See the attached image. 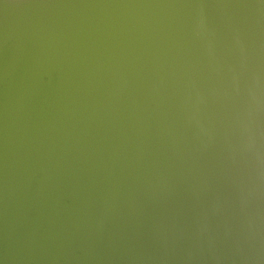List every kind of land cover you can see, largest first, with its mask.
Here are the masks:
<instances>
[{"label":"water","instance_id":"1","mask_svg":"<svg viewBox=\"0 0 264 264\" xmlns=\"http://www.w3.org/2000/svg\"><path fill=\"white\" fill-rule=\"evenodd\" d=\"M0 264H264V0H0Z\"/></svg>","mask_w":264,"mask_h":264}]
</instances>
